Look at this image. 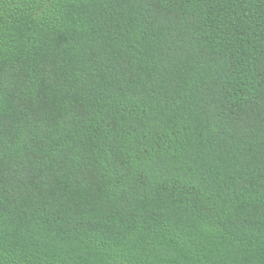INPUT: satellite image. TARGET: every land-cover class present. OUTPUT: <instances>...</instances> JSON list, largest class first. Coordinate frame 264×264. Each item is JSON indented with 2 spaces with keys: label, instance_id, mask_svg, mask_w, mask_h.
I'll list each match as a JSON object with an SVG mask.
<instances>
[{
  "label": "trees",
  "instance_id": "trees-1",
  "mask_svg": "<svg viewBox=\"0 0 264 264\" xmlns=\"http://www.w3.org/2000/svg\"><path fill=\"white\" fill-rule=\"evenodd\" d=\"M0 264H264V0H0Z\"/></svg>",
  "mask_w": 264,
  "mask_h": 264
}]
</instances>
